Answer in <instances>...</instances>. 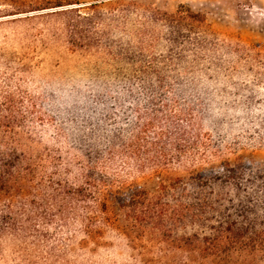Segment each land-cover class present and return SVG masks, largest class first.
I'll use <instances>...</instances> for the list:
<instances>
[{"label": "trees", "instance_id": "obj_1", "mask_svg": "<svg viewBox=\"0 0 264 264\" xmlns=\"http://www.w3.org/2000/svg\"><path fill=\"white\" fill-rule=\"evenodd\" d=\"M9 2L58 9L80 79L31 92L26 55L0 76V256L99 264L114 238L135 264L264 262V162L243 155L264 150V43L183 4Z\"/></svg>", "mask_w": 264, "mask_h": 264}, {"label": "rangeland", "instance_id": "obj_2", "mask_svg": "<svg viewBox=\"0 0 264 264\" xmlns=\"http://www.w3.org/2000/svg\"><path fill=\"white\" fill-rule=\"evenodd\" d=\"M39 4L45 0H33ZM112 0H78L80 5L66 6L64 9L77 8L92 3L108 4ZM133 1L144 7H153L174 13L183 4L193 11L206 16L212 28L229 41L245 44L264 43V0H125ZM9 0L0 1V76L11 74L17 67V58L26 55L34 66L27 74V85L31 92L40 93L45 87L59 93L70 90L80 79L78 55L68 51L66 32L59 20L46 14L57 8L14 14ZM43 15L41 19L27 21V16ZM50 132L43 135L44 144L49 143ZM246 159L264 162V150L245 152ZM150 186L153 185L151 182ZM114 248H104L92 257L99 264H135L123 242L108 239ZM91 256H69L70 264H87ZM0 264H21L10 253L0 256ZM260 264H264L261 262Z\"/></svg>", "mask_w": 264, "mask_h": 264}]
</instances>
